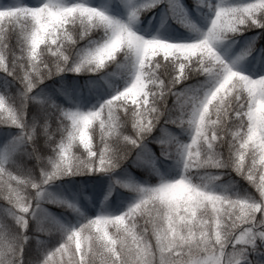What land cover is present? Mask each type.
Instances as JSON below:
<instances>
[{
    "label": "snow or ice",
    "instance_id": "obj_1",
    "mask_svg": "<svg viewBox=\"0 0 264 264\" xmlns=\"http://www.w3.org/2000/svg\"><path fill=\"white\" fill-rule=\"evenodd\" d=\"M157 6L199 37L173 42L134 31L132 22ZM190 7L211 10L206 30L189 19ZM252 28L264 33V0H141L129 4L126 20L86 0L0 4V72L19 85L14 94L7 86L0 92V124L19 130L12 152L0 154V264H264L248 255L264 252V73L236 70L217 51L220 41ZM261 33L236 59L249 55L257 39L264 42ZM107 65L123 70L126 83L96 107L66 106L32 92L59 73H96ZM193 77L203 79L185 83ZM30 102L38 105L31 115ZM166 124L189 139L180 141ZM157 126L162 135L152 138L162 155L178 159L179 176L151 185L113 177L137 193L134 201L78 226L37 215L50 181L110 173ZM37 137L53 153L38 178L14 155L23 151L39 161ZM224 169L251 191L217 190ZM200 170L216 171L194 181ZM48 199L79 211L70 201ZM55 231L63 237L54 247L25 259L34 232Z\"/></svg>",
    "mask_w": 264,
    "mask_h": 264
},
{
    "label": "rangeland",
    "instance_id": "obj_2",
    "mask_svg": "<svg viewBox=\"0 0 264 264\" xmlns=\"http://www.w3.org/2000/svg\"><path fill=\"white\" fill-rule=\"evenodd\" d=\"M122 1V2H121ZM89 4L97 6L107 11L113 16L121 19H127L128 6L133 5V0H86ZM217 0H211L215 4ZM225 3H234V0H224ZM0 0V4H5ZM212 12L205 7L201 17L195 16L189 9V19H191L198 29L206 30ZM171 15L166 8L159 7L158 12L150 17L146 23H141L139 20L132 22L131 26L138 34L145 35L146 37L158 36L169 39L173 42H190L198 38L199 31H194L185 25L179 23L176 25L170 19ZM259 33V32H257ZM257 33H252L247 36L236 38L232 40H223L217 44V51L221 53L227 60L235 61L236 70L242 71L249 75H259L264 73V43L260 44L261 40H256V48L251 51L247 56L241 59H236L238 53L245 49L249 42L256 37ZM262 37H264L261 34ZM126 81L123 83V85ZM96 84V83H92ZM94 85H91L93 87ZM123 85L119 86L122 87ZM118 88V87H117ZM66 89L70 94H74L76 99L81 102L84 101L83 95L89 91L81 83L67 82ZM107 92V91H106ZM114 93V92H113ZM112 93V94H113ZM112 94H109L112 95ZM102 95V93H100ZM99 105V104H98ZM94 101L82 105V109L98 106ZM168 133L175 136L180 141H187L189 134L187 131L182 130L175 125L166 124ZM161 129L155 136H161ZM162 145L155 143L154 139L151 142L145 143L141 146L133 164L124 169L120 174L107 175L106 178L100 179L96 185L88 183L72 182V183H58L54 186L46 188L45 199L41 201V208L37 209V215H47L54 218L60 225L72 226L82 223L85 217L95 216L101 212L108 214H118L124 211L130 203L134 201L137 193L132 189L124 187L120 183H115L113 177L120 181L134 182L138 184H154L161 177L172 179L179 176L181 165L177 158L172 155H162ZM1 154V151H0ZM194 172L196 170H193ZM216 170H200V175H194V181L204 179V173L214 175ZM224 175L219 177L218 181L214 184L219 190L220 185H225L228 191H236L244 194L245 191H251V187L247 182L238 177L234 172L224 169ZM48 197L54 199L67 200L74 203L79 211H74L62 204L53 203ZM46 222H51L46 220ZM34 224V222H33ZM34 230V229H33ZM39 237V240L36 239ZM63 237L60 231L55 232H34L30 237V243L25 245V259L33 258L39 255L43 248L54 247ZM249 257L256 261H264V252H249ZM242 264H247L243 261Z\"/></svg>",
    "mask_w": 264,
    "mask_h": 264
},
{
    "label": "trees",
    "instance_id": "obj_3",
    "mask_svg": "<svg viewBox=\"0 0 264 264\" xmlns=\"http://www.w3.org/2000/svg\"><path fill=\"white\" fill-rule=\"evenodd\" d=\"M6 3H13L14 0H3ZM237 2V0H234ZM23 3L27 4H36L38 0H22ZM122 2V1H121ZM141 0H133V5L140 3ZM192 0H185L186 4H191ZM160 6H157L156 9L149 10L147 12H142L141 15L137 18V20L141 21V23H146L148 19L154 14L158 12ZM191 12L197 16L201 17L203 12L205 11V7H190ZM172 22L176 25L179 22L175 19L170 18ZM261 33L260 28H252L247 29L246 31L240 32L235 36L231 37L227 40H232L236 38H241L247 36L252 33ZM264 36V33H261ZM83 43V42H81ZM264 42H260L263 45ZM119 73V74H117ZM203 77H193L190 78L189 81L185 83H193L198 80H202ZM12 80L11 77H6V74L0 72V92H4L5 87L7 86L8 91L12 92L13 94L16 91V88L19 87L18 83H9ZM77 82L81 83L85 87L89 88V91L83 95L84 101H80L79 99L75 98L74 94H70L69 91L66 89L67 82ZM126 81V73L116 68L114 65H107L106 68L99 70L96 73L91 72H80L75 73L71 71L62 72L57 74L56 76L51 77L48 80L43 81L37 88L33 89L32 92L38 96H50L53 99L58 100V102L65 104L66 106H76L78 105L81 107L82 105L88 104L90 101H94L95 104H99L106 96L112 94L115 89ZM92 83H96L95 85ZM91 85H94L91 87ZM181 85H177L180 87ZM107 91V92H106ZM100 95V93H102ZM29 115L32 112L38 111V105L35 102H30L28 105ZM163 123V120H162ZM161 129L160 126H157L153 133L150 135L149 138H146L145 143L151 142L153 139L152 137L156 135ZM18 129L14 126L0 124V146H1V154H5L7 152H12L13 150V143L12 138L18 134ZM37 147L39 150V154L41 159L38 161L35 156L26 155L23 151H16L14 153L17 162L21 165L22 169L24 170H31V173L38 178L39 177V169L48 163V157L51 156L52 149L45 145L43 137H37ZM19 147H22L19 146ZM141 146L137 149H134L132 155L129 156L128 159L124 160L116 169H113L110 173L106 172H93V173H73L65 176H61L58 178L53 179L50 181L45 187L54 186L58 183H72V182H81V183H88L90 185H96L100 179L106 178L107 175L113 174H120L124 169L129 168L135 158L137 153L139 152Z\"/></svg>",
    "mask_w": 264,
    "mask_h": 264
}]
</instances>
